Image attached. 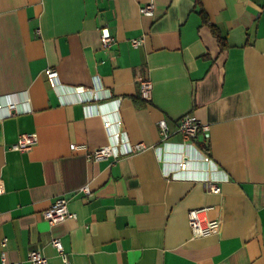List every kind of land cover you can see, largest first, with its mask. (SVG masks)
Masks as SVG:
<instances>
[{"label":"crops","instance_id":"0c3cea01","mask_svg":"<svg viewBox=\"0 0 264 264\" xmlns=\"http://www.w3.org/2000/svg\"><path fill=\"white\" fill-rule=\"evenodd\" d=\"M147 1L0 0V102L23 108L0 118V264H30L31 250L51 264H264V0H152V16L139 12ZM144 78L149 100L138 92ZM188 113L209 125L193 145L216 167L181 172L179 154L199 161L195 148H150L160 119L174 130ZM116 131L148 147L115 161L70 148L102 146ZM32 132L30 150L9 148ZM205 175L222 178L219 192L196 180ZM58 196L75 217L49 225L42 212ZM196 208L219 219L217 234L192 236Z\"/></svg>","mask_w":264,"mask_h":264},{"label":"built area","instance_id":"2783aa9c","mask_svg":"<svg viewBox=\"0 0 264 264\" xmlns=\"http://www.w3.org/2000/svg\"><path fill=\"white\" fill-rule=\"evenodd\" d=\"M154 10V4L152 0H148L144 2L139 7V12L142 15L152 16ZM100 40L103 46H110L114 42V38L109 34L106 28H102L100 30ZM143 42V37H135L130 39V43L132 46H138ZM46 78L49 84L56 88L58 86V72L55 68L47 67L45 70ZM138 92L139 96L143 99L149 100L151 98L152 93V82L149 79H140L138 82ZM86 108L90 107V104L85 105ZM0 118L10 116L12 114H18L23 111V108H20L17 103L14 101H6L0 102ZM95 111V110H94ZM96 112V111H95ZM119 124V120H118ZM159 132L161 134V143L157 145H152L150 148L157 152H160L167 145L176 144V145H186L190 147H194L193 140L201 134L205 140L209 138V125L205 122L199 120L194 114L188 113L181 116L174 130H171L165 119H160L157 122ZM103 126L108 132L110 131V121L104 120ZM172 133H178L182 142L175 143L170 141V135ZM38 138L36 133H21L17 140L9 145L11 150L17 151H27L32 148L34 144H36ZM146 146L143 142L131 143L128 139L123 136L119 132H113L110 134V140L108 143L93 148L88 149L84 144H76L72 143L70 148L72 150H84L85 157L90 161H98L102 159H109L115 161L121 156H125L128 154H132L143 149H146ZM196 149V148H195ZM198 154L193 153V156L198 155V159H193V157L187 153H180L177 158L176 166L181 171L184 172L188 170L189 164L191 162H201L206 166H214L216 164L202 151H198ZM161 153V152H160ZM159 154V153H158ZM162 160V156L159 157ZM195 158V157H194ZM168 179H186L191 178L192 176L187 175H178L176 172H169L165 174ZM195 179V178H194ZM202 181L208 188L210 192H219L220 188L218 186V182L222 181V178H213L210 176H203L196 178V180ZM223 179H226V174ZM79 191L85 196L91 195L90 188L87 185L81 186ZM68 199L65 196H58L50 206L42 212V216L47 221L49 225H53L55 223L61 222L67 218L75 217V214L68 209L67 206ZM203 209H191L187 213L188 225L193 237L200 236H208L211 234H217L220 230V221L217 218L213 219H205L201 216V212ZM5 243V240H3ZM51 245L57 250V252L62 257V260L66 263L67 256L63 248V244L58 237H54L51 239ZM27 260L30 264H51L47 257L43 255L38 250H31L27 254Z\"/></svg>","mask_w":264,"mask_h":264},{"label":"trees","instance_id":"16d2710c","mask_svg":"<svg viewBox=\"0 0 264 264\" xmlns=\"http://www.w3.org/2000/svg\"><path fill=\"white\" fill-rule=\"evenodd\" d=\"M212 32L217 36L218 40H219L220 42H222V38H221V36L218 34V31L216 30V28L213 27V26H212Z\"/></svg>","mask_w":264,"mask_h":264}]
</instances>
